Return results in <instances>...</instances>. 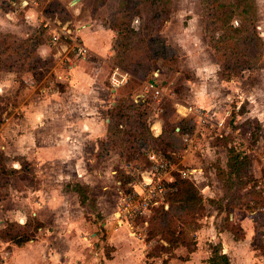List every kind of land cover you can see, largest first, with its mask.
Listing matches in <instances>:
<instances>
[{"label":"rangeland","instance_id":"1","mask_svg":"<svg viewBox=\"0 0 264 264\" xmlns=\"http://www.w3.org/2000/svg\"><path fill=\"white\" fill-rule=\"evenodd\" d=\"M71 1L41 0L37 5L23 6L20 0H2L1 7L7 6L4 10H8L11 15H7L6 20L16 25V28H12L15 30L14 32L9 30L11 28L5 30V27L2 31L13 35L9 39L14 45V49L11 50L13 54L9 52L6 57L8 63H13L14 67H11V70H0V82L4 83L6 81L10 83L8 90L0 92V95L6 97V103L8 104L3 114L4 122L7 123V117L11 122L10 128L7 129L8 132L6 131L7 126L4 125L5 123L0 127L2 129L0 131V151L4 155L5 166L10 169L16 168V166L20 169L21 162L25 160L29 162V165L28 168H23L20 173L3 177L0 175V196L2 197L0 205L5 200L11 199L12 201L13 198V203L9 204V208L20 206L30 213L34 210L37 211L34 202L39 200L42 194L43 197H48L52 191H69L73 194L74 185L78 183L79 179L76 169L86 170L85 173L89 175V186L88 190H86L89 199L86 201L88 207L85 208V211L91 224L86 229V236L91 241V244L86 248L87 252L83 253L80 262L77 264H84L82 261H85L86 264H91L94 262L95 256L91 257L92 259H88L92 256L88 253L89 251H96L102 246L105 248L103 253L110 255L111 252V247L107 246L110 245L107 233L109 228H106L103 223H110L114 228V216L117 215L119 218L120 214H116V212H119L120 208L122 209L121 197L126 194H132L134 191L131 185L133 181L138 180V182H141L143 176L146 180L149 179L150 173L149 171L146 172V170H150L151 161L146 151L141 153L135 161H131L133 167H141L140 173H128L127 171L132 169L123 167L124 163L130 161L128 155H126V149L121 147L124 141L121 142V133L118 132L112 131L114 137L111 139L105 137L100 140L98 145L95 146L96 151L93 149V145L90 144V150L85 151L86 156L78 151L76 153L70 152L67 154L66 160L49 161L48 163H43L44 158L37 159L38 154L32 150V148H36L37 144H31L29 139L22 142L16 141L18 133L26 132L23 127L35 129L34 123L22 120L25 113L23 104H27L33 96L43 98L52 92H63L62 90H66L68 82L66 81L67 83H65L64 78L58 77L59 74L64 73V69L61 66L65 65V63L67 64L68 57L65 55H69L73 62L83 59V56H77L72 50V38L61 35L58 40H55L54 35L62 34L65 29L71 30L69 34L72 33L73 35L76 27H81L80 29H82L92 23L91 29L87 28V31L88 29L101 32L107 31L112 38L113 48H116V50L114 48L112 56L102 70L104 77L101 81L109 88V92L104 91L103 95H108V110L114 107L111 105L112 101L118 100L119 103L121 97L136 93L145 101L146 108L142 119L155 136L161 135L168 128V125L169 129L179 126L182 119L190 120L191 118V121L195 122L196 126L189 135L184 137L173 136L172 134L166 135L170 136L168 138L172 140V147L154 140H149V144L146 147L148 150L153 148V146L156 147L159 150L155 151L156 153L170 160L175 165V168L170 169L166 175L164 182L166 186L171 188L170 183L175 181L178 175H182V170L199 165L203 166L205 162H210L208 167L205 166V171L200 172L206 176V181L201 180L202 176L194 180L203 196L204 209L201 210V213L196 214L198 227L193 229L192 234L197 238L201 235L198 234L200 231L209 229V227L212 228V235L215 233V229L216 232L227 230L233 236L237 233L243 235L242 240H245L247 238L246 234H249L247 243H251L250 247L253 249L254 254L260 260L262 258L264 260V251L261 249L262 245H264V227L261 228L260 226L261 221H264V167L260 161V153L254 149L258 141L254 142L252 136L246 133V135H243L244 140L239 138L237 142H234L235 135L230 134L220 137L218 131L211 127L202 129L205 134L201 135L202 130L198 129L196 124L197 116L194 114L183 115V111H186L183 106L198 107L193 103L192 96H194L195 90L205 88V86L202 87L204 85L202 79H208L206 82L211 90L214 89L213 82H220L221 78L223 79L221 76V64L218 61L215 50L211 46L210 34L205 29L203 0H156L157 7L168 8L169 10V15L166 21L161 24L160 32L158 33V36L163 39V43L159 40L151 39L152 35H155L152 32L143 33L141 36L130 32L129 36L121 37V23H124L127 28L131 27L139 31L147 23L151 15V7H147L145 5L146 2L143 0L141 2H137V0H82L77 6L76 3L78 4L80 0L76 3H71ZM30 8L36 10V13L34 12L29 18H26L27 10ZM254 14L256 30L262 39L261 45L259 44L260 46L258 47V56L253 66L250 69L243 70L235 80L243 81L242 85L244 84V87H241L242 90L244 92L247 90V95H252L254 97L253 103L255 104L257 101L258 106L263 101L261 97H264V0H254ZM34 36H39L43 43L37 47L33 57H26L23 51L28 49H26L25 45H19L18 42L31 37L34 38ZM79 38L83 42L84 35L79 34ZM41 47L42 51L44 49L47 50L43 52L46 56H42L43 54L40 53ZM163 49L166 50V55L159 56ZM17 50L20 53H17ZM36 53L41 59L37 58ZM86 58L98 61L93 54ZM115 71L119 74H128V79L123 86L117 88L119 90L116 95L112 96L113 92L110 90V88H113L111 77ZM29 77L35 82L33 87L28 86L25 82V79ZM153 78L159 81L162 89L160 101L154 99L145 90V84ZM239 99V97L234 98L235 102H233L232 106H236V102ZM248 104L249 101L247 99L242 101L240 104L242 112L248 110ZM52 108V104L45 107H37V111L42 113V119L37 123L40 126L43 125L39 131L43 134L38 143L40 146L54 143L55 137L58 138V142H55L56 145H58L57 143L67 144L63 142L64 139H67L65 138L67 136L63 135L65 128H68L67 130L75 128L69 126L74 121L72 120L73 114L71 110V113H68L69 106L64 108L60 104L55 103L56 109ZM107 109L104 114H109ZM73 110L77 109L73 106ZM50 112L53 113H51V117L43 115ZM64 117H67V119ZM68 117L71 119H68ZM156 117L162 123V132L160 134H155L152 130V123ZM234 117H236L235 114ZM136 121L142 122L140 118ZM136 121L135 119H132V121L125 119L128 126H137ZM252 121L254 123L253 128L257 130L255 125H258L260 128L258 130L259 135L264 136V126H262L261 122L257 118H252ZM253 128L251 127L249 131H252ZM137 130L139 131L140 128L138 127ZM30 135L31 138H34L33 133ZM187 136H191V141H185ZM67 140L68 143L71 141L70 138ZM110 140L116 141V143L110 145ZM101 142H105V148H99ZM214 146L220 147V150H215L216 153L211 149ZM231 148L240 151L241 158L245 162L240 175H230V168L228 166L223 168L222 161L224 160V162L228 163L231 155L229 149ZM222 157L224 158L223 160ZM76 160L79 168L72 167ZM121 171L132 178L130 192H127L128 184L124 187L121 186L119 180ZM219 177L221 181L217 182L216 178ZM206 182L211 189L204 192ZM39 189L43 190L42 194H38ZM221 193L223 194L222 197L217 196ZM71 194L68 197L69 203L73 199ZM31 203L33 204L31 205ZM162 204L149 205V210L145 214L132 217L131 219L121 214V219L123 221L128 220L133 226V229H130L133 238L136 237L139 240L140 234L143 239L147 238L150 221L157 212L155 208L160 207ZM89 207L94 209V213ZM47 208L45 206L44 210L48 214L51 213ZM97 209L99 212H96ZM244 219H250L252 227L243 226L242 220ZM229 228L230 230L233 228L234 231H229ZM260 228L263 231L262 234L260 233ZM132 230H136L137 234L132 232ZM57 232L51 227L48 231H42L41 229L36 232L33 240H40L45 235H55ZM94 233L98 235L94 236ZM202 236L204 243L207 244L205 246L209 245L208 248L212 249L214 242L211 243L206 240L211 236L209 234ZM158 237L156 236L151 242L156 244ZM253 243L256 244L257 248ZM7 249L2 250V254ZM2 254L0 253V257ZM94 255H97V252Z\"/></svg>","mask_w":264,"mask_h":264},{"label":"crops","instance_id":"2","mask_svg":"<svg viewBox=\"0 0 264 264\" xmlns=\"http://www.w3.org/2000/svg\"><path fill=\"white\" fill-rule=\"evenodd\" d=\"M78 1L79 0L74 2V0H72L71 3H76ZM81 2L82 0H80L78 4L76 3V6ZM1 3L2 0H0V30L3 31L5 27V30H7V28H11L9 30L14 32L15 30H13L12 28H16V25L6 20V16L11 15L8 10L6 11L3 7H1ZM34 12L36 13V10H33V8L27 10L26 18H29V16H31ZM91 24L89 25L90 27L88 26L82 29H80L81 27L75 28V31H77L81 35H84L83 42L88 47L89 52L85 56H83V59L78 62H73L70 59L69 55H65L66 57H68L66 61L67 64L65 63V65L61 66L64 69V73L59 74L58 72V77L64 78L65 83L68 82L67 88L65 87L66 90H62L63 92H52L50 95L47 94V96H44L43 98L33 96L27 104H23L25 113L22 120L25 122L31 121L32 123H34L35 129H28L27 127H23V130H26V132L18 133L16 141L22 142L26 139H29L31 144H37L36 148H32V150L38 154V158L36 157L37 159L44 158L43 163H48L49 161L56 162L60 160H66V156L70 152L76 153L78 151L80 153H84V156H86L85 151L90 150V144L93 145V149H95L96 151L97 149L95 148V146L98 145L100 140H103L108 135V123L110 119L108 114H104L105 110L108 108V95H103L104 91L107 93L109 92V88L101 80L104 77V73L102 72V70L106 63L109 61V58L112 56L114 48L112 45V38L107 31L101 32L89 29L87 31V28L91 29ZM40 51V53L43 54L42 56H46L43 53L47 51L46 49L42 51L41 47ZM91 54L95 55L98 61L89 60L86 58ZM242 79L244 80V78ZM32 81L33 79H31L30 77L25 79V82L28 84V86L31 87H33L35 84V82ZM206 81H208V79H202V83H204L202 87L205 86V88H203L202 90L200 88L198 90H195V94L194 96H192V101L194 104H196L200 108H203L204 110H207L208 112H211V114L216 115L217 118L224 117L225 119L230 120L232 117V119L239 123L237 126H239L240 128L241 124L245 120L252 118H257L261 122L262 126H264V106H262V104H264V97H261L263 101L257 106V101L255 104L253 103L254 97L252 95H247V90L246 92L242 90L241 87H244V84L242 85V80L236 81L234 79L228 81L221 78L220 82H213L214 89L212 90L209 89L208 83ZM9 86L10 83L6 81H4V83L0 82V92L7 91ZM110 90L111 92H113L112 96H115L119 89L110 88ZM138 97L139 99L141 98L140 95H138ZM236 97H239L240 101L238 100L236 102V106H232L233 102H235L234 98ZM245 99L249 101L247 107L248 110L242 112L240 104ZM55 103L60 104V106L64 108H67L69 106L68 113L72 112L73 114L72 120L74 121L69 126L75 128H73L72 130H67L68 128H65V131L63 133V135L67 136L65 138H70L71 141L68 143V140L64 139L63 142L67 144L57 143L58 145H56L55 142H58V138L55 137L54 143L50 145L40 146V144L38 143L40 141V137L43 136V134L39 131L43 127V125L40 126V124L37 123L40 119H42V113H39V111H37V107H45L52 104V109H56ZM114 104L115 100L111 102L112 106ZM73 106L77 110H73ZM184 107L186 111H183V115L185 114L186 116H188L189 114H193L192 112L188 111V107L183 106V109ZM224 109H229L232 116H226V114L224 113ZM51 113L52 112L45 113L43 115L46 117H51L53 114ZM234 114L236 117H234ZM64 118L67 119V117ZM6 119L7 123L4 122L5 124H3L7 126V131V129L10 128L11 122L8 117ZM68 119L71 118L68 117ZM206 128L209 127H200L201 130ZM152 130L155 134H160L162 132V123H160V120H158L157 117L155 120H153ZM0 131H2V129H0ZM32 133L34 138L30 137V134ZM204 134L205 133L202 130L201 135ZM243 135L244 133L241 129L242 140H244ZM237 140L239 139L235 138L234 142H237ZM263 145L264 136H261L257 144L254 146V149H256L258 153H263ZM261 148L262 150H260ZM25 149L29 151L27 148ZM211 149H213V151L215 152V150H220V147L214 146ZM225 151L228 154L226 148ZM223 159L224 158L222 157V160ZM77 163L78 161L76 160V163H74V166L72 167L79 168V164ZM209 163L205 162L203 166L199 165L196 167H190L192 169H198V172L196 173V179H199L200 176H202L201 180L206 181V176H204L200 172H204L205 166L208 167ZM222 164L223 168H226L228 166L227 162H224V160L222 161ZM76 171L79 176L77 182L88 185L89 175L85 173L86 170L82 169L81 171L76 169ZM216 179L217 182L221 181L220 177ZM209 189H211L210 185L206 182L204 186V192H207V190ZM38 192V194H42L43 190L39 189ZM70 194L71 193L69 191H52L48 195V197H43L42 194L39 200H36L34 202L37 211L34 210L31 213L20 206H12L11 208H9V204H11V202L14 200L13 198L12 201L10 199L2 202L0 205V228L7 225L8 221L25 223L30 216H35L43 223V227L41 228L42 231H48L51 227L58 232L55 235H45L40 240H31L23 245H18L14 242L4 240L0 237V253L2 254V250L8 248L0 257V264L79 263L83 253L87 252L86 248H88V246L91 244V241H89L88 237L86 236V229L89 228L91 224L90 221H88L89 217L87 215V212L85 211V208L88 207V204L81 203L79 195L75 191H73V194H71V197H73V199H71L72 202L69 203L68 197L70 196ZM217 196L222 197L223 194L221 193ZM32 204L33 203H31V205ZM45 206L48 207L47 210H50L51 213L48 214V212L44 210ZM89 208L94 213V209H92L91 207ZM96 212H99L98 209ZM116 214H118V211L116 212ZM55 217L56 219L53 220V218ZM114 218V228L110 225V223H103L106 228H109L107 229V233L110 245L107 246L111 247L110 256H108L106 253H103V249L105 248H103L102 246L99 247L96 251H89L88 253L92 256H90L88 259H92L91 257L95 256L94 262L91 264H163L164 259L168 258L170 264H209L208 259L212 254V249L208 248L209 245L205 246L207 244L204 243V238L202 236H205L207 234L211 236L210 238L206 239L208 242H214L215 244H217L218 242L222 243L223 251L230 257H232V264H264V262L254 254L253 249L250 247L251 243H247V240L250 236L249 234H246L247 238L245 240H242L236 239L227 230L216 232L215 229V233L212 235V228L210 227L209 229H204L202 230V232L200 231L198 233L201 235L197 237V248L191 253L185 246H179L174 250L173 254L166 253L159 257H149V244L153 243L147 242L146 239H143L141 234L139 240L136 237L133 238V236H131L132 233L130 230L133 229L131 223L128 220L123 221L120 217L118 218L117 215H115ZM242 224L243 226L248 225L252 227V221H250V219L242 220ZM132 232L137 234L136 230H132ZM95 235L96 233H94V236ZM51 236L53 237L52 239ZM216 240L218 241L216 242ZM214 243L213 245H215ZM96 252L97 255H94ZM187 255H189V258L187 260H184ZM82 262L86 264L85 261Z\"/></svg>","mask_w":264,"mask_h":264},{"label":"trees","instance_id":"3","mask_svg":"<svg viewBox=\"0 0 264 264\" xmlns=\"http://www.w3.org/2000/svg\"><path fill=\"white\" fill-rule=\"evenodd\" d=\"M143 1L146 2L145 5L147 7H151V15L147 23L140 28V31L131 27L127 28L124 23H121V37L125 38L129 36L130 32L139 36L143 33L152 32L155 35H152L151 39L159 40L163 43V39L158 36V33L160 32L161 24L166 21L169 15V10L168 8L157 7L156 0ZM137 2H141V0H137ZM202 4L205 29L210 34L211 46L215 50L218 61L221 64V76L228 81L235 79L243 70L250 69L253 66L258 56V47L261 45L262 39L257 33L255 25L254 0H203ZM5 8L7 6H4ZM12 37L13 35L0 31V70H11V67H14L13 63H8L6 57L9 52L13 54L11 50L14 49V45H12V41H9ZM33 41L35 42L33 43ZM42 41L39 36H34V38L22 40L18 44L25 45L26 49H28L23 51L26 57H33L35 51H37V47L43 43ZM17 53H20L19 50H17ZM166 53V50L163 49L159 56H165ZM36 56L39 58L38 54ZM138 95L135 93L127 97H121V101L118 103V100H116L113 105L114 107L108 110L110 120L108 123L107 139L114 137L112 131L121 133V142L124 141L121 147L126 149V155H128L130 162L135 161L145 151L149 152L151 149V151H159L154 146L149 150L146 148L149 140L160 141L161 144H168L172 147V140L168 138L170 136H166L167 134L184 137L189 135L196 126L195 122L191 121V118L190 120L182 119L179 126L169 129L168 125V128L161 135H153L142 119L146 106L144 99H137ZM6 100V97L0 95V127L5 120L3 114L8 106ZM138 118L142 122H137ZM125 119L127 121L135 119L140 130H137V126H128ZM253 124L252 119L245 120L241 124V129L245 135L248 133L249 136H252L253 141L257 142L262 135L258 133V130H260L259 126L255 125L257 126V130H255ZM251 127L253 130L249 131ZM109 143L110 145L115 144L116 141L110 140ZM99 148H105V142H101ZM229 153L231 154L227 163L230 168L229 173L230 175H240L245 165L243 158H241V152L231 148L229 149ZM3 157L4 155L0 151L1 177L20 173L23 168H28L29 162L25 160L21 162L20 169H10L5 166ZM119 180L121 186L129 185L127 192H130L132 178L125 172H122ZM194 180L196 179L178 175L175 181L170 183L175 190L168 193L165 203L155 208L157 212L150 221L146 240L147 242H151L156 236L159 237L156 239L158 241L156 244H149V257H159L166 253L173 254L174 250L179 246H185L190 253L197 248V238L192 232L194 228L198 227L196 214L201 213V210L204 209V204L203 196ZM73 190L79 195L81 203H86L89 199L86 194L88 185L78 182L74 185ZM1 199L2 197L0 196ZM258 200L260 201V199ZM260 226L261 228L264 227V221H261ZM42 227L43 223L37 217L31 216L25 223L9 221L7 225L0 228V236L4 240L23 245L33 240L36 232ZM261 228L260 233L262 234ZM231 230L229 228V231ZM234 236L236 239H243V235L238 233ZM253 245L256 247V244L253 243ZM261 249L264 251V245H262ZM188 258L189 255L184 260ZM208 262L209 264H232L231 257L223 251L221 242L212 245V254ZM163 264H170L169 258L164 259Z\"/></svg>","mask_w":264,"mask_h":264},{"label":"built area","instance_id":"4","mask_svg":"<svg viewBox=\"0 0 264 264\" xmlns=\"http://www.w3.org/2000/svg\"><path fill=\"white\" fill-rule=\"evenodd\" d=\"M41 0H20V3L23 6H34L37 5ZM69 29H65L62 31V34L54 35V39L58 40L61 35H66L73 40L72 50L76 53L77 56H85L89 49L81 42L79 38V33L77 31H73L69 34ZM69 34V35H68ZM128 74L121 73L119 74L117 71L111 77V83L114 89L119 88L120 86L124 85L127 82ZM33 82V81H32ZM145 90L147 93H150L154 99L160 101L162 96V89L160 88L159 81L156 78H153L151 81L146 83ZM225 110V109H224ZM239 110V107H238ZM188 111L192 112L194 115L197 116L196 124L198 125V129L200 127H211L218 131V135L220 137L226 135H235L236 139L242 138L241 137V128L237 126L239 123L232 119L231 111L226 109L224 113L226 116H230L231 119L227 120L224 117L217 118L216 115L211 114L207 110H204L200 107H188ZM185 141H191V136L185 137ZM260 161L262 166L264 167V152L260 153L259 155ZM148 158L151 161L150 176L148 180L143 179L141 182L138 180L133 181L131 184L134 188L132 194H126L121 197V205L122 209L120 208L118 214H121L125 217L132 218L138 217L149 210V205H158L160 203H164L166 201V196L168 193L174 191V187H168L165 185L166 175L170 171V169H174L175 165L162 155H159L155 151L148 152ZM125 169H132L131 171H127L128 173H140L141 167L136 166L133 167L131 162H127L123 164ZM198 169L194 168H187L182 170V175L187 178L196 179V173ZM122 193V192H121ZM264 237V233H263ZM262 258V257H261ZM262 261L264 262L263 258Z\"/></svg>","mask_w":264,"mask_h":264},{"label":"water","instance_id":"5","mask_svg":"<svg viewBox=\"0 0 264 264\" xmlns=\"http://www.w3.org/2000/svg\"><path fill=\"white\" fill-rule=\"evenodd\" d=\"M77 1V0H74V2Z\"/></svg>","mask_w":264,"mask_h":264}]
</instances>
